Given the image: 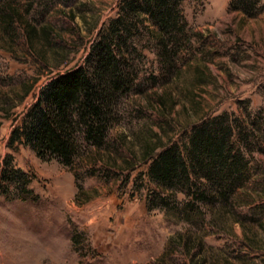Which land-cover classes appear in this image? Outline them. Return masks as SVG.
<instances>
[{"label": "rangeland", "instance_id": "rangeland-1", "mask_svg": "<svg viewBox=\"0 0 264 264\" xmlns=\"http://www.w3.org/2000/svg\"><path fill=\"white\" fill-rule=\"evenodd\" d=\"M121 1L16 0L38 31L41 25L54 31L47 41L39 32L33 46L18 26L17 36L0 27V163L12 153L33 179L27 199L0 195V264H264L263 152L251 154L257 174L243 191L253 194L252 206L234 208L224 231L203 230L200 216L189 224L149 211L142 188L146 155L183 142L202 120L223 112L245 119L248 107L249 120L264 123V12L248 17L231 11V0H184L191 44L173 50L168 72L155 43L142 35L135 61L141 91L121 98L107 148L84 146L73 167L43 161L27 146L7 148L41 89L84 64ZM189 231L209 232L205 252L166 253L172 237Z\"/></svg>", "mask_w": 264, "mask_h": 264}, {"label": "trees", "instance_id": "trees-1", "mask_svg": "<svg viewBox=\"0 0 264 264\" xmlns=\"http://www.w3.org/2000/svg\"><path fill=\"white\" fill-rule=\"evenodd\" d=\"M183 2L122 0L116 16L98 32L84 64L57 75L41 89L36 103L11 132L7 148L14 153L19 146H27L41 160L56 158L68 167L74 166L84 146L107 148L110 129L119 119L117 106L121 98L141 91L135 61L141 54L138 46L142 35L155 43L168 72L175 68L173 55L191 44ZM260 3L261 0H231L230 10L254 17L264 12ZM15 26L31 46L37 42L39 32L46 41L54 34L46 25L38 31L22 15L16 0H0L1 29L15 36ZM244 111L245 119L229 112L204 119L191 128L183 142L146 155L148 184L142 188L147 186L149 211L161 210L167 217L189 224L200 216L203 230L210 227L222 231L231 214L235 215L234 208L252 206L253 194L243 191L257 174L251 154L264 153V123L250 121L248 107ZM2 162L0 195L15 197L17 193L23 199L33 196V190L28 188L33 179L15 166L13 154H6ZM207 233L177 234L166 253L173 255L178 248H184L190 256L196 249L203 253L208 249L204 240ZM80 238V233L73 237L75 245Z\"/></svg>", "mask_w": 264, "mask_h": 264}]
</instances>
